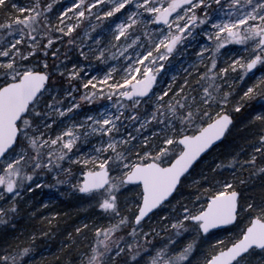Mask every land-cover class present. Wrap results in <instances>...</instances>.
Masks as SVG:
<instances>
[{
  "label": "snow or ice",
  "instance_id": "1",
  "mask_svg": "<svg viewBox=\"0 0 264 264\" xmlns=\"http://www.w3.org/2000/svg\"><path fill=\"white\" fill-rule=\"evenodd\" d=\"M55 2L0 0V223L51 177L106 221L75 228L66 264H264V131L211 155L264 109V0H70L53 22ZM36 239L0 238V264H32Z\"/></svg>",
  "mask_w": 264,
  "mask_h": 264
},
{
  "label": "trees",
  "instance_id": "2",
  "mask_svg": "<svg viewBox=\"0 0 264 264\" xmlns=\"http://www.w3.org/2000/svg\"><path fill=\"white\" fill-rule=\"evenodd\" d=\"M249 106L250 102H246L240 112L233 114L234 126L231 128L227 138L223 140V143L217 147L219 149L217 152L218 156L224 157L230 152L228 150L231 148L235 150L244 148L246 153L250 152V148L247 145L253 144L258 139V135L264 131V125L253 119L259 111L250 112ZM63 199L56 198L55 200H59V202L53 203L51 208L43 212L38 206H35V208L27 207V200L18 201L20 210L17 215L11 216L6 224L0 223V238L14 242L15 238L26 239L31 232L35 231L37 232V239L33 245L32 264H65L69 257L82 248L83 242L77 238V242L80 245H77V250H74L76 247L73 246L72 251H69L61 243L68 239L69 232L72 233L73 237H76V227L72 225V220L75 218V214H80L78 210L73 211L70 208L68 200ZM52 213H59V215L52 216ZM48 220H51V223H47ZM41 231L47 232V235L40 236L39 233ZM45 242L50 245L52 251L43 259L35 247Z\"/></svg>",
  "mask_w": 264,
  "mask_h": 264
},
{
  "label": "rangeland",
  "instance_id": "3",
  "mask_svg": "<svg viewBox=\"0 0 264 264\" xmlns=\"http://www.w3.org/2000/svg\"><path fill=\"white\" fill-rule=\"evenodd\" d=\"M24 2H26V0H21V3H24ZM69 3H70V0H56L55 4L53 5V17H54L53 22H55V17L58 15V11L62 10L64 7L68 6ZM201 42H203V41H201ZM225 48L226 49L239 50V47L235 46V45H227V46H225ZM223 51L224 50L222 49V52ZM189 52L191 53L192 50L189 49ZM68 55L73 62L83 61V58L79 57L78 52L76 50H72L71 52L68 53ZM192 58H193L192 56H189V59H192ZM183 60H184L183 57L178 56L177 60L173 61L171 66L166 64L165 67H166V69H169V70L167 71L165 76L161 77V80L163 82H167L169 79H171V77L176 76L177 82H179L180 78H182L185 75L183 68H187V64L183 63ZM83 62L91 64L93 66V68L97 69L98 73L106 70V68L103 64H98L97 61H95L94 59L89 58L88 61H83ZM182 66H183V68H182ZM69 67H70V65H69ZM253 71L256 72L257 75H259L260 72L264 71V68H261L258 65L257 69H254ZM91 74L92 73H89L87 70H84V72H83L84 79L88 78ZM161 86H163V84ZM239 90H240V87L238 86L237 91H239ZM80 92H83V89H80ZM248 102H250V106H249L250 112L256 111V110H258L259 112L264 111V109L261 108V102L258 98L250 100ZM107 104H108V101L102 100V99H98L92 105L88 104L87 102H82V108L80 110V115L82 116L85 113L97 111L100 106H104ZM253 143H255V142H253ZM84 150H86V148ZM233 150H235V149L231 148L228 151H233ZM218 151H219V149L216 148L211 155L212 156L217 155ZM250 151H251V148H250ZM224 157H226V155ZM206 160L208 161V163H211V157H207ZM37 183H39V181H37ZM54 183H55V181L51 177H48L45 180L44 184L40 185L39 187L33 188V190L31 192H26L19 201L27 200V204H26L27 207H29V208L34 207L35 208V206H38V207H40V209L43 212L46 209L51 208L53 203L59 202V200H55L56 198H60V199L64 198L65 200H68L70 208H72L73 211L78 210L80 212L79 215H76V214L74 215L75 218L72 220V222H73L72 225H74L75 227H78L81 223H89V231H88L89 237H91L93 235V233L91 231L92 222H95L97 224H102V223L106 224V221H104L102 219L101 210H99L94 205L90 206L87 201H85L80 195H78V193L75 192L74 189H72L67 184L61 185L58 188H53V187L48 186V185H51ZM15 215H17V214H15ZM15 215L10 214L8 219L11 216H15ZM216 235L218 238H222V237L228 235V233L220 232V233H216ZM76 238H78L81 242L84 243L82 238L79 237V235L77 233H76ZM77 245H80V244L77 243ZM77 245L75 246L76 249H74V250L78 249ZM35 249H37L39 251L40 256L43 259L46 257V255L49 252L52 251V249H50V245L46 244V242L38 245L37 247H35ZM75 255H76V253L73 256H75ZM66 262H65V264H66ZM36 263H38V262H36Z\"/></svg>",
  "mask_w": 264,
  "mask_h": 264
},
{
  "label": "water",
  "instance_id": "4",
  "mask_svg": "<svg viewBox=\"0 0 264 264\" xmlns=\"http://www.w3.org/2000/svg\"><path fill=\"white\" fill-rule=\"evenodd\" d=\"M254 70V69H253ZM219 145V144H218Z\"/></svg>",
  "mask_w": 264,
  "mask_h": 264
}]
</instances>
